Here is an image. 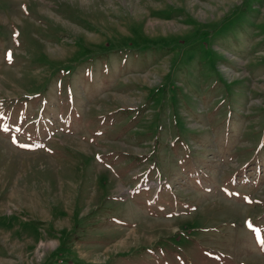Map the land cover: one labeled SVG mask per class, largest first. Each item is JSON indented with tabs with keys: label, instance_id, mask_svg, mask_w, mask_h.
<instances>
[{
	"label": "rangeland",
	"instance_id": "obj_1",
	"mask_svg": "<svg viewBox=\"0 0 264 264\" xmlns=\"http://www.w3.org/2000/svg\"><path fill=\"white\" fill-rule=\"evenodd\" d=\"M0 264H264V0H0Z\"/></svg>",
	"mask_w": 264,
	"mask_h": 264
}]
</instances>
